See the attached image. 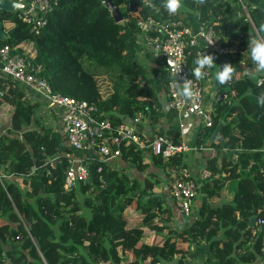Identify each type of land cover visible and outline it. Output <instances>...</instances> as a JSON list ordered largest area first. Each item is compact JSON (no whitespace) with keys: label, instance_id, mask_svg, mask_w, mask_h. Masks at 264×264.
Masks as SVG:
<instances>
[{"label":"trees","instance_id":"1","mask_svg":"<svg viewBox=\"0 0 264 264\" xmlns=\"http://www.w3.org/2000/svg\"><path fill=\"white\" fill-rule=\"evenodd\" d=\"M111 1L122 14L119 22L105 0H55L38 31L18 18L20 9L0 11L5 31L0 46L8 44L12 52H23L40 64V74L53 92L94 104L96 116L111 121L113 136L123 116L146 115L152 124L164 116L148 74L136 58L140 50L137 21L149 15L162 18L165 11H156L142 0ZM217 1L206 0L204 7ZM253 1L256 6L248 11L250 20L239 18L242 31L231 34L229 40L241 39L238 44L244 49L264 24L263 0ZM156 2L163 4V0ZM210 14L206 10L201 16L205 26H211ZM229 56L236 78L221 85L214 77V85L219 92L235 91L238 96L229 103H214L212 125L204 127L197 144L208 142L235 155H224L220 164L211 158L206 166L211 174L196 179L201 204L184 230L170 224L171 208L156 190V174L139 182L96 153L84 159L90 170L88 181L65 190L64 170L71 147L58 128L43 125L24 87L0 73V264H161L203 244L218 264H246L258 255L264 260L260 233L249 224L250 216L264 215V107L257 103L264 88L248 78L249 70L241 73V54ZM196 58L193 50L188 63L196 67ZM100 75L109 84L105 93ZM161 79L168 95L170 75L164 65ZM219 122L222 131L210 141ZM158 134L180 142L176 130L160 129ZM121 151L137 169L147 167L141 147L122 141ZM153 155L171 184V170L180 166L178 154L170 159ZM230 181L235 182L230 196L213 204L224 196ZM131 207L140 212V218L126 221V209ZM160 230L167 232L164 240L151 241L152 233ZM128 234L126 249L131 246V255L124 247Z\"/></svg>","mask_w":264,"mask_h":264},{"label":"built area","instance_id":"2","mask_svg":"<svg viewBox=\"0 0 264 264\" xmlns=\"http://www.w3.org/2000/svg\"><path fill=\"white\" fill-rule=\"evenodd\" d=\"M16 1L24 3L23 8L18 12V18L33 25L38 31L44 25L46 15L55 0ZM156 1L148 0V3L154 5L156 11H160L162 8L165 11V16L155 18L149 15L140 18L137 21L140 29L139 36H146L153 54L159 55L170 75L167 82L170 105L178 110H185L190 114L202 117L206 126H210L212 125L211 110L214 103L220 100L229 103L236 96V92H219L216 88L210 99L211 107L207 109L205 106L208 91L205 81L211 79V71L203 80H195L192 77L193 67L188 63V55L193 50L197 55L204 49L219 55L242 54L244 47L238 43H224L212 26L201 27L197 31H193L179 13L169 15L163 8V4H158ZM209 39L215 40V43L208 45ZM199 40L203 43L201 47L198 46ZM170 58L176 68L181 70L177 77L179 82L183 83L185 78L192 79L196 91L195 99H187L179 94L177 78L173 75V69L168 66ZM0 61V73L18 81L24 87L27 96L41 98L48 107L59 113V130L64 135L66 143L71 147V151L67 153L68 165L64 170L65 190H71L79 182L85 183L89 179L90 170L84 162L86 156L75 154L79 150L96 153L103 161L109 162L122 155V141L146 148L153 154L161 155L164 159H170L189 148L186 143L172 142L162 134H156L154 137L144 140L131 124L124 121L117 125L113 136H111V121L107 118L97 117V107L94 104L53 92L40 74L41 65L35 63L27 54L12 52L8 44H3L0 46ZM134 119L138 118L134 117ZM100 169L99 167L98 171ZM210 174L211 171L208 169L202 171L203 177ZM171 176V189L177 199V204L186 215L192 218L195 211L192 212L191 200L198 192L196 179L191 177L188 169L183 166L174 167L171 170ZM255 225L260 233V249L264 254V215L256 217Z\"/></svg>","mask_w":264,"mask_h":264},{"label":"crops","instance_id":"3","mask_svg":"<svg viewBox=\"0 0 264 264\" xmlns=\"http://www.w3.org/2000/svg\"><path fill=\"white\" fill-rule=\"evenodd\" d=\"M214 0H210L212 2ZM218 3H213V5H208L207 9L203 5H199L193 0V3H185L184 8L179 13L180 16L189 24L193 31H197L201 27H206L204 22L201 21L202 14L206 13V10L210 14L211 26L215 29L217 34L221 37L224 43H229L230 35L242 31V28L238 25L240 21L239 18L246 17L244 20H250L248 11L256 6V2L253 0H219ZM217 11V12H216ZM241 39L236 40L234 43H239ZM138 42L140 45V50L137 54V63L145 68L149 82L154 87L157 100L160 104L161 110L164 112V116L157 123L152 124L150 119L146 115H137L138 118H128L123 116V121L131 124L133 128L141 135L142 139L148 140L159 133L160 129L163 131L176 130L178 132V138L181 142L188 145V150L178 153L179 165L186 167L191 175L195 179H199L202 176V171L206 169V166L211 158L216 157L217 163L220 164L221 157L224 155L234 157V151L217 150L210 146L207 142L200 145L197 144L199 134L206 126L205 121L202 117L198 115H193L185 110H178L170 105V101L167 95V90L161 79L162 72V61L159 55H154L152 52L151 45L148 44L146 36H138ZM203 46L201 40L198 41V46ZM248 43L247 47L243 50L241 54L240 65L243 68L242 74L247 70H250L254 65H252L249 51ZM205 50V49H204ZM205 52L210 53L208 50ZM215 54V53H212ZM216 56V67L211 69V79L205 81L207 93L206 108L211 107V96L216 90L214 85L215 72L219 70V66L229 62V55H219ZM193 68L195 67L192 63L190 64ZM238 96V93L236 94ZM31 101L35 102V109L38 118L41 120L43 125L50 126L53 128H58L60 126V115L55 110L48 107L45 102L39 98L31 97ZM177 138V137H175ZM143 159L147 162V167L143 169H137L136 166L126 160L122 155L112 159L110 162L116 168H122L125 172L135 178L139 182H143L148 174H156L158 176L159 182L156 183V190H158L162 197L165 199L166 203L171 208V223L176 230H184L189 226L191 217L186 215L182 209L177 204V199L172 193L171 184L169 181V175L162 167L155 164L154 155L149 150H143ZM77 156H87L91 155L92 152L88 151H77L75 152ZM94 154V153H93ZM96 155V154H95ZM200 184V183H199ZM235 187V182L230 181L227 183V188L224 191V196L220 195L217 199L212 201L213 204H219L225 197L230 196L231 191ZM202 199V192L198 189L197 194L192 198V212L196 211ZM126 215L124 219H139L140 212L134 210L132 207L126 209ZM240 232L243 231V220L238 226ZM165 230H160L158 232H153L151 236V241L161 242L164 240L166 235ZM251 237H249L250 239ZM131 239L130 234L127 235L125 239V252L127 255H131V246H126L128 240ZM247 246V243L242 245L240 250H243ZM249 248V247H247ZM235 251V247L231 252ZM161 264H218L212 259L211 253L208 250L206 244L200 246V248L192 246V250L189 254L182 256L181 258H176L170 262H164ZM246 264H264L261 256H256V258Z\"/></svg>","mask_w":264,"mask_h":264},{"label":"clouds","instance_id":"4","mask_svg":"<svg viewBox=\"0 0 264 264\" xmlns=\"http://www.w3.org/2000/svg\"><path fill=\"white\" fill-rule=\"evenodd\" d=\"M142 2L149 7H155L149 4L148 0H142ZM195 2L199 5H203L206 3V0H195ZM163 8L169 15H176L184 8V0H163ZM214 43L215 40L209 39L208 45ZM247 50L249 51V56L254 67H252L246 75L255 82L258 88H264V24H261L258 29H256L255 36L249 38ZM194 64L196 67L192 69V77L197 81L203 80L208 76L209 71L216 67V56L215 54L206 53L204 51L197 53ZM168 66L173 69V75L177 78L181 70L176 68L171 58L168 60ZM236 74L237 70L233 64L225 63L219 66V70L215 72V79L219 84L224 85L232 82L236 78ZM177 81L179 94L187 99H195L196 91L194 90L192 79L185 78L183 83H181L177 78ZM257 103L259 106L264 107V92L258 95Z\"/></svg>","mask_w":264,"mask_h":264},{"label":"water","instance_id":"5","mask_svg":"<svg viewBox=\"0 0 264 264\" xmlns=\"http://www.w3.org/2000/svg\"><path fill=\"white\" fill-rule=\"evenodd\" d=\"M105 4L111 11L115 21L119 22L122 20V14L118 6L114 5L111 0H105ZM18 5V6H17ZM24 6L23 2L16 0H0V11L14 12L22 9ZM5 39V31L3 28V21L0 20V42ZM222 131V123L219 122L215 127L213 133L210 136V141L216 139ZM256 215L249 217V224L255 225Z\"/></svg>","mask_w":264,"mask_h":264},{"label":"rangeland","instance_id":"6","mask_svg":"<svg viewBox=\"0 0 264 264\" xmlns=\"http://www.w3.org/2000/svg\"><path fill=\"white\" fill-rule=\"evenodd\" d=\"M100 83H101V85H102V91L105 93V92H107V90H108V83H107V78H106V76H104V75H100ZM3 115H7V112L6 111H4V114ZM230 152V151H229ZM78 199H79V202H80V204H83V199H82V197H80V196H78Z\"/></svg>","mask_w":264,"mask_h":264}]
</instances>
